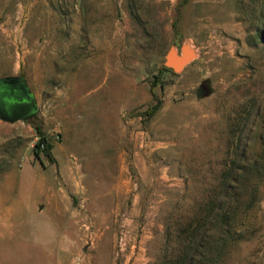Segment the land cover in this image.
<instances>
[{
    "label": "rangeland",
    "instance_id": "rangeland-1",
    "mask_svg": "<svg viewBox=\"0 0 264 264\" xmlns=\"http://www.w3.org/2000/svg\"><path fill=\"white\" fill-rule=\"evenodd\" d=\"M8 76L37 112L0 120V264H160L211 198L218 264H264V0H0Z\"/></svg>",
    "mask_w": 264,
    "mask_h": 264
},
{
    "label": "trees",
    "instance_id": "trees-1",
    "mask_svg": "<svg viewBox=\"0 0 264 264\" xmlns=\"http://www.w3.org/2000/svg\"><path fill=\"white\" fill-rule=\"evenodd\" d=\"M168 71L162 67L159 73ZM154 86L153 83L152 87ZM158 106L156 104L149 107L144 111V116L151 118ZM30 117L22 120H27ZM35 130L38 140L35 143L34 155L42 154L49 163H53L51 145L38 128ZM238 194L237 191L232 193L234 196ZM236 211V205L230 206V202L223 200L217 203L214 198L209 199L196 210L194 217L176 225L172 231L174 235L172 242L174 243L169 250L170 257L160 264H218L219 260L227 253L230 246L229 241L232 234L235 233L232 215ZM169 240L167 238L168 242Z\"/></svg>",
    "mask_w": 264,
    "mask_h": 264
},
{
    "label": "water",
    "instance_id": "water-1",
    "mask_svg": "<svg viewBox=\"0 0 264 264\" xmlns=\"http://www.w3.org/2000/svg\"><path fill=\"white\" fill-rule=\"evenodd\" d=\"M194 58V52L187 44L179 51L169 47L164 54L162 66L177 74ZM37 112L35 98L21 76L0 78V120L14 123Z\"/></svg>",
    "mask_w": 264,
    "mask_h": 264
},
{
    "label": "crops",
    "instance_id": "crops-1",
    "mask_svg": "<svg viewBox=\"0 0 264 264\" xmlns=\"http://www.w3.org/2000/svg\"><path fill=\"white\" fill-rule=\"evenodd\" d=\"M35 208H36V211L42 209L41 206H37V207H35ZM50 208H51V207H50Z\"/></svg>",
    "mask_w": 264,
    "mask_h": 264
}]
</instances>
